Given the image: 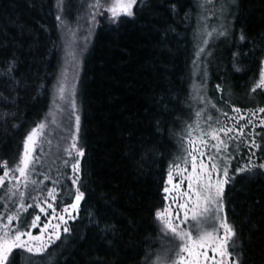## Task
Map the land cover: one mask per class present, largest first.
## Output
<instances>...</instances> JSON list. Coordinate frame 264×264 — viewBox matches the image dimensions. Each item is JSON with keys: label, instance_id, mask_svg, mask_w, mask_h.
Returning a JSON list of instances; mask_svg holds the SVG:
<instances>
[{"label": "trees", "instance_id": "trees-1", "mask_svg": "<svg viewBox=\"0 0 264 264\" xmlns=\"http://www.w3.org/2000/svg\"><path fill=\"white\" fill-rule=\"evenodd\" d=\"M199 3L144 0L135 23L96 31L80 93L85 200L78 219L70 221L72 234L49 248L52 264H150L164 244L154 213L165 204L169 166L198 107L193 34ZM235 6L230 47L218 52V70L208 82L223 109H255L264 106V92H250L264 57V0H238ZM241 29L245 42L239 41ZM236 51L248 54L240 57V72L233 68ZM11 61L9 77L4 70ZM59 62L55 0H0V163L7 161L9 168L18 162L26 134L47 116ZM256 140L262 148L256 156H264V140ZM241 145L234 167L247 161ZM67 177H59L61 189L71 194L59 193V208L74 190ZM225 205L243 247L242 264H264V176L240 177L226 186ZM33 216L28 210L21 223ZM105 225L113 230L102 232ZM16 251L15 264H26V254ZM32 264L47 260L35 257Z\"/></svg>", "mask_w": 264, "mask_h": 264}, {"label": "snow or ice", "instance_id": "snow-or-ice-1", "mask_svg": "<svg viewBox=\"0 0 264 264\" xmlns=\"http://www.w3.org/2000/svg\"><path fill=\"white\" fill-rule=\"evenodd\" d=\"M63 2L64 0H57L58 12L63 11ZM143 3L144 0H93L88 5L92 9L89 13L91 23L93 26L97 25L99 16L103 17L113 30H119L126 24L136 22L138 10ZM235 4L236 0H203L197 5L199 13L198 27L193 34V40L196 42L193 66L194 69L200 70L202 83L194 90L195 98L202 104L210 103L203 95V80L207 78L206 69H201L203 58L211 55L208 49L213 39L228 38L230 35V25L218 23L216 27H210L208 21L212 17L217 21L226 19ZM56 20L61 22L60 27L68 29L69 35H75L64 23L62 15L58 14ZM239 41H246L243 29L240 30ZM64 51L65 68L54 86L48 115L26 134L23 151L15 166L9 168L7 161L0 163V168H3L0 174V189H5L0 195V202H3L6 209L4 214H0V264H15L19 255L16 250H22L26 254V264H32L35 257H44L47 264H52L49 248L56 241H60L62 235L72 234L70 221L74 223L78 219L81 202L85 200V191L81 190V158L85 156V149L78 146L81 117L78 114L75 77H69L70 68L78 63L75 41H67ZM242 55L248 54L239 51L232 53L233 68L236 72L242 70L238 66ZM259 65L258 79L253 80L251 93H256L257 90L264 92V57L260 59ZM14 70L15 62L11 61L4 71L11 77ZM216 89L224 91L219 84ZM211 107L216 109V104H211ZM232 111L237 116L228 117L227 112H222V115L233 121L232 126H227L218 119L214 120L211 115L204 117V122L201 123L205 109L197 111L196 119L185 125L180 137L182 154L170 164L163 188L165 199L171 197L176 211H172L169 205L154 213L155 219L161 225V233L175 241L176 247L157 253L151 264H242L243 247L237 243V229L228 220L225 212L226 186L234 184L240 177L248 179L264 176V156H256L257 151H262L256 136L259 135L261 140H264V116H258L264 114V106L247 109V118L241 114L243 110L239 107H233ZM65 113L70 121L74 119L71 144L64 149L74 161L70 165L72 175L67 177L74 187V192L72 202L64 206L58 214L52 202L57 200L58 187L62 188L59 179L62 173L58 172L56 179L49 175H43L42 180L32 177L35 174L34 153L43 141L49 123L48 117L52 118L51 123L54 124L56 115ZM241 121L244 123L241 124ZM257 121L262 133H255ZM250 125L252 128L248 132L249 139L245 145L250 154L243 165L233 168L232 161L236 156L229 149L235 146L238 154L240 143L244 142L239 138L245 137V129ZM63 163L65 166L69 165L67 159ZM175 177H180L178 182H174ZM47 180H51L53 187L41 188L40 185ZM185 182L186 189L182 187ZM27 199H31L33 203H26ZM10 202L17 205L15 210L8 208ZM30 208L39 209V213L50 216L51 219L41 226V215L37 214L30 223L21 227V215ZM180 212H183L182 217ZM52 220L57 222L52 223ZM95 223L99 227V221ZM31 229H39L40 234L34 235ZM100 230L107 233L113 230V226L105 225ZM237 248L240 250L237 251Z\"/></svg>", "mask_w": 264, "mask_h": 264}, {"label": "rangeland", "instance_id": "rangeland-1", "mask_svg": "<svg viewBox=\"0 0 264 264\" xmlns=\"http://www.w3.org/2000/svg\"><path fill=\"white\" fill-rule=\"evenodd\" d=\"M237 1L238 0H236V3H237ZM55 2H56V16L58 14L62 15L64 23H66L68 25V28H70L72 30V32L75 33V35L74 36L69 35L68 29L60 27L59 25L61 24V22L58 21V30H59V36H60V62H59V67H58V72H57V75L55 78V82L53 85V89L57 83V80L60 78L61 72L65 68V60H64L65 43L67 41H75V50L77 52L78 63L70 68L69 77L70 78L75 77L76 93H77L76 100H77V105H78V109H79L78 114L81 117L80 93H81V82H82V74H83V67H84L85 58L89 52V49H90V46L92 44V41H93V38H94L96 31L102 26H110V25H108L107 21L103 17H99V16L97 17L98 24L95 26L92 25L91 19L89 16V13L92 11V9H90L88 7V5L91 4L93 2V0H64L62 12H58L57 0H55ZM202 2H203V0H200V3H202ZM235 5L231 9V14H229L226 19H224L222 21H217L215 17H212L208 21V24L210 27H216L218 25V23H224L226 25H230V35L228 38L221 37L218 39H213L210 42V47L208 49L211 52V55H206L203 58L204 63L201 65V69H206V71H207V66L209 68L208 69V71H209L208 76L209 77L206 78V80H203V83L205 85L203 88V95L210 101V103L202 104L196 99L195 104L198 107H197V110H195V111L197 112L201 109H205V112L201 118V123L204 122V120H203L204 117H206L207 115H211L214 120L218 119L219 121L226 124L227 126H232L233 121L228 119V117L237 116V114L232 111L233 107L225 110V109H223L222 105L219 106V102H217V101H220L221 104L223 103V101L219 98V96H216V94L212 93L210 82H208V80L209 81L213 80V72L218 70L216 67L217 66L216 63H217V60L219 57V55H217L218 52L220 50H226L230 47V43H231L230 42V36L232 34L233 24H234V19H235V14H236V12H235L236 6ZM85 38H87V40H85ZM206 61H207V63H206ZM195 71H196V78H195V81L193 84L194 96L196 95L195 90H194L195 87L200 86V84L202 83L200 70L195 69ZM214 93H215V91H214ZM52 99H53V90H52ZM211 104H216V109H213L211 107ZM51 105H52V100H51ZM51 105H50V107H51ZM217 109H219L220 111H217ZM222 112H227L228 117H225L224 115H222ZM48 113H49V111H48ZM48 113H47V115H48ZM241 114L244 115L246 118L249 116L247 109L243 110ZM193 116H194V118L192 121H194L196 119L195 115H193ZM258 116H264V114H258ZM51 119H52L51 117H48L49 123H48V127L46 128L43 141H42L41 145L38 147L37 152L34 153V156L36 157V161L34 163V173L35 174L33 175L32 178L37 179V180H42L43 175H49L52 179H55L58 175V172L62 173V175H60V177H64L65 174H69V176L72 175L70 165L74 161H72L71 158L68 157V155L64 151V149L68 148L71 144V136L74 133V119L70 121L68 119L66 113L56 115V117H55L56 123H54V124L51 123ZM253 119H256V118H253ZM240 123L243 124L244 121H241ZM251 128H252L251 125L248 128H246L245 129V137L239 138V139H242L244 141L241 145L242 147H246L245 145L247 144V141L249 139L248 138V132L251 130ZM260 129L261 128L258 126V121H257V127L255 128V133H259L257 131H259ZM233 135H235V133H233ZM257 136H256V138L261 139V137L259 135H257ZM49 141H50V143H49ZM78 146H81L80 133H79ZM229 151L233 152V155L237 154V152L235 151V146H233V148H230ZM181 154H182V151L180 149L178 155H181ZM249 154H250V152L248 151L246 153L247 158H248ZM66 159L69 161L68 166H65L63 163V161ZM245 162L246 161H241V165H243ZM232 167L235 168L233 161H232ZM17 175H18V173H17ZM174 179L179 180L180 177H175ZM6 186H7V181H6ZM40 187L41 188H51V187H53V184H52L51 180H47V181H44V183L42 185H40ZM183 187L186 189V187H187L186 182L183 185ZM21 190H23V189H21ZM4 191H5V189H0V195H2L4 193ZM65 191L68 195L71 194L70 190L67 189ZM65 191L63 189H61L60 187H58L59 193H61V192L65 193ZM73 192H74V190L72 191V193ZM33 195H35V193H33ZM71 201H72V195H71L70 200L66 204H64L61 208L56 206L57 205L56 201H54L52 203H53V206L57 208V213L59 214L60 210L64 206L69 204ZM26 203H33V201L31 199H27ZM169 205L171 206L172 211L175 212L176 211V205L172 204L171 201H169V202L165 201V204L161 209L168 207ZM16 206H17L16 204H14V203L12 204L11 202L8 204V208L11 210H15ZM30 209H32L34 211V216L37 214L41 215V226L44 222H47L49 219H51L50 216H45L44 214L39 213V209H36V208H30ZM30 209H28V210H30ZM161 209H159V210H161ZM5 211H6V209L3 206V202H0V214H4ZM48 211L51 212L50 209ZM24 214H25V212L22 213L21 218L24 217ZM180 215L182 217L183 212H180ZM56 222H57L56 220H52V223H56ZM26 224H28V223H21V227H24ZM160 227H161V225H160ZM31 231L33 232L34 235L40 234L39 229H31ZM163 237H164V244L162 246H160V248L158 249L156 254L162 253V252L167 251L169 249H174L176 247V242L171 240L170 237H166V236H163ZM154 257L152 258V260L154 259ZM152 260L150 261V264H151Z\"/></svg>", "mask_w": 264, "mask_h": 264}, {"label": "flooded vegetation", "instance_id": "flooded-vegetation-1", "mask_svg": "<svg viewBox=\"0 0 264 264\" xmlns=\"http://www.w3.org/2000/svg\"><path fill=\"white\" fill-rule=\"evenodd\" d=\"M256 139H257V138H256ZM244 148H245L247 151H244V152H243V158H244V159H247V157H246V154H245V153H246V152H248V151H249V149H248V147H244ZM255 151H256V150H255ZM241 152H242V151L240 150V151H239V153H241ZM178 181H179L178 179H174V182H178ZM182 187H183V186H182ZM164 194H165V193H164ZM164 198H165V197H164ZM165 201H166V202H169V201H171V197H169V199H168V200H166V199H165Z\"/></svg>", "mask_w": 264, "mask_h": 264}, {"label": "bare ground", "instance_id": "bare-ground-1", "mask_svg": "<svg viewBox=\"0 0 264 264\" xmlns=\"http://www.w3.org/2000/svg\"><path fill=\"white\" fill-rule=\"evenodd\" d=\"M71 202H72V201H71ZM71 202H70V203H71Z\"/></svg>", "mask_w": 264, "mask_h": 264}, {"label": "water", "instance_id": "water-1", "mask_svg": "<svg viewBox=\"0 0 264 264\" xmlns=\"http://www.w3.org/2000/svg\"><path fill=\"white\" fill-rule=\"evenodd\" d=\"M81 204H82V202H81Z\"/></svg>", "mask_w": 264, "mask_h": 264}]
</instances>
